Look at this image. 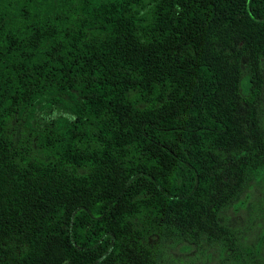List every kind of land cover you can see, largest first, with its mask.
Instances as JSON below:
<instances>
[{"label": "trees", "instance_id": "16d2710c", "mask_svg": "<svg viewBox=\"0 0 264 264\" xmlns=\"http://www.w3.org/2000/svg\"><path fill=\"white\" fill-rule=\"evenodd\" d=\"M263 63L264 0H0V264L235 261Z\"/></svg>", "mask_w": 264, "mask_h": 264}, {"label": "rangeland", "instance_id": "374dc122", "mask_svg": "<svg viewBox=\"0 0 264 264\" xmlns=\"http://www.w3.org/2000/svg\"><path fill=\"white\" fill-rule=\"evenodd\" d=\"M263 77H264V63ZM264 128V82L259 109ZM219 222L235 239L239 255L232 261L220 244L198 245L167 242L163 244L161 264H264V171H249L242 189L219 213ZM245 249L248 254H245Z\"/></svg>", "mask_w": 264, "mask_h": 264}]
</instances>
